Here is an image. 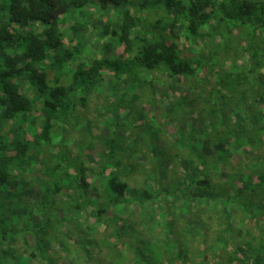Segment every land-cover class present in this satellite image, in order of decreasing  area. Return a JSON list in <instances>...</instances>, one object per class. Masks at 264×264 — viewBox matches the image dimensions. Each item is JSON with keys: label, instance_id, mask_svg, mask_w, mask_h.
<instances>
[{"label": "trees", "instance_id": "trees-1", "mask_svg": "<svg viewBox=\"0 0 264 264\" xmlns=\"http://www.w3.org/2000/svg\"><path fill=\"white\" fill-rule=\"evenodd\" d=\"M118 205L156 264H264V0H0V264Z\"/></svg>", "mask_w": 264, "mask_h": 264}, {"label": "rangeland", "instance_id": "rangeland-1", "mask_svg": "<svg viewBox=\"0 0 264 264\" xmlns=\"http://www.w3.org/2000/svg\"><path fill=\"white\" fill-rule=\"evenodd\" d=\"M129 207L118 205L115 210L107 213V219L112 221L110 224L112 230H116L112 237L100 231L96 232L98 237L89 233L92 227L98 230L104 227L100 224H92L93 218L88 219L87 223L84 217L76 213L72 214L66 209L59 212L58 242L55 246L52 245L54 249L50 250L52 254L57 252V256L51 260L52 264H135V245L140 248L139 251L137 250L139 252L137 257L143 261V264L161 263L163 254L169 253L175 257L181 245L179 240L169 235L165 236L164 233L161 236L156 235L153 222L150 225L151 231L147 234H136L135 223H132L134 221L129 217L131 213L135 214V208ZM13 220L17 221L16 215L13 216ZM24 253V250H19L17 253V257L24 264H50L41 257L31 258ZM44 256L47 258V254Z\"/></svg>", "mask_w": 264, "mask_h": 264}]
</instances>
